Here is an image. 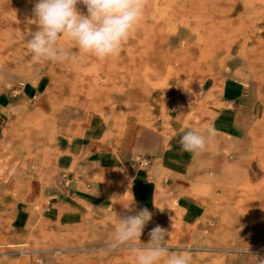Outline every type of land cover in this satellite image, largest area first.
<instances>
[{
    "label": "rangeland",
    "instance_id": "rangeland-1",
    "mask_svg": "<svg viewBox=\"0 0 264 264\" xmlns=\"http://www.w3.org/2000/svg\"><path fill=\"white\" fill-rule=\"evenodd\" d=\"M34 3L0 0V94L32 101L0 100V264H135L128 245L109 246L138 212L124 186L139 168L156 192L133 246L159 225L190 264H264V0H146L119 55L100 61L61 37L63 63L27 49ZM228 83L245 95L227 99ZM96 118L103 141L132 149L104 179L83 168ZM189 130L207 137L195 155L180 145ZM62 173L119 190L120 212L55 195Z\"/></svg>",
    "mask_w": 264,
    "mask_h": 264
},
{
    "label": "clouds",
    "instance_id": "clouds-1",
    "mask_svg": "<svg viewBox=\"0 0 264 264\" xmlns=\"http://www.w3.org/2000/svg\"><path fill=\"white\" fill-rule=\"evenodd\" d=\"M145 7L146 0H35L30 19L37 22L38 29L27 41V49L34 62L63 63L71 57L58 42L66 37L81 54L104 61L119 55L122 45L143 19ZM180 145L183 151L195 155L205 150L207 137L189 130ZM131 205L125 209L131 211ZM151 219L152 213L147 208L121 216L110 249L128 245L135 264H190L191 257L186 251L173 252L166 246L169 232L159 225L148 233L147 243L133 246L132 242L140 240Z\"/></svg>",
    "mask_w": 264,
    "mask_h": 264
},
{
    "label": "crops",
    "instance_id": "crops-1",
    "mask_svg": "<svg viewBox=\"0 0 264 264\" xmlns=\"http://www.w3.org/2000/svg\"><path fill=\"white\" fill-rule=\"evenodd\" d=\"M225 97L227 99H234L238 101L243 95H245L244 88L237 84L226 85L224 90ZM249 95V94H248ZM0 100L10 107H19L25 103H32L28 98H18V97H4L0 94ZM217 113L213 115L216 117ZM102 126L98 123V119L94 120L92 127H89L90 135L87 137V151L91 154L87 158H84L85 168L84 172L87 176H100L101 178H107L109 174L106 170L109 167H120V154H128L132 149L127 147V138L123 140L122 146L126 148H120V143L114 147L107 144L101 135L99 136V131ZM128 137V136H127ZM127 143V144H126ZM155 169H153L154 171ZM151 171L144 168H139L135 171L132 178L127 181L125 187V192L129 196V203H132L137 211L144 208L149 209L150 203L153 202L155 190H156V180L151 175ZM85 178L80 180H73L66 189H62L55 184L56 189L53 192L62 193L64 195H70L74 198L81 200L94 201L98 205H106L115 212H120L119 210L123 207L124 202L116 197L119 194V190L112 192L113 188L111 186L104 185L97 180H93L90 183H85ZM55 195H58V194ZM117 193V194H116ZM122 193V192H121Z\"/></svg>",
    "mask_w": 264,
    "mask_h": 264
},
{
    "label": "built area",
    "instance_id": "built-area-1",
    "mask_svg": "<svg viewBox=\"0 0 264 264\" xmlns=\"http://www.w3.org/2000/svg\"><path fill=\"white\" fill-rule=\"evenodd\" d=\"M70 178L66 173H62L60 176L59 184L63 185L64 187H68L70 185Z\"/></svg>",
    "mask_w": 264,
    "mask_h": 264
}]
</instances>
